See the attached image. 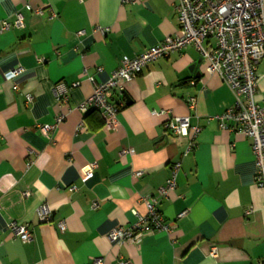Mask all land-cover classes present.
Listing matches in <instances>:
<instances>
[{
  "label": "crops",
  "instance_id": "0c3cea01",
  "mask_svg": "<svg viewBox=\"0 0 264 264\" xmlns=\"http://www.w3.org/2000/svg\"><path fill=\"white\" fill-rule=\"evenodd\" d=\"M175 3L0 0V264H91L96 258L103 264H264V189L254 183L250 141L219 129L214 117L234 97L218 75L205 74L193 46L148 64L120 91L107 93L120 106L115 130L104 129L97 112L76 110L92 93L90 78L103 83L124 57L178 35ZM16 15L21 27L12 25ZM2 21L11 24L8 30ZM17 68L21 73L12 77ZM256 74L261 104L264 57ZM58 83L67 89L63 105L54 95ZM24 94L32 96L29 105ZM161 110L168 114L153 115ZM59 114L64 121L45 131ZM172 117H189L200 128L188 152V141L163 126ZM176 162V189L156 205L171 231L111 244L108 232L132 224L133 211L146 212L143 198L157 195ZM90 164L96 167L84 180ZM23 191L30 195L22 198ZM41 204L51 211L49 223L36 217ZM10 222L25 225L31 241L15 238Z\"/></svg>",
  "mask_w": 264,
  "mask_h": 264
},
{
  "label": "built area",
  "instance_id": "2783aa9c",
  "mask_svg": "<svg viewBox=\"0 0 264 264\" xmlns=\"http://www.w3.org/2000/svg\"><path fill=\"white\" fill-rule=\"evenodd\" d=\"M146 0H118L122 5L138 4ZM174 12L179 22V33L173 37H165L161 42L131 58L124 57L120 66L113 71L103 83H96L93 78L91 95L76 107V110L85 114L89 111L97 112L103 118V127L106 130H115L118 127L117 114L119 104L111 102L107 93L120 91L122 85L132 81L148 64L159 59L168 58L180 52L187 46H193L199 53L207 75L216 74L221 81L231 90L233 104L214 118L222 131L240 134L249 139L250 149L254 157V183L264 189V102L257 104L255 101L257 64L264 57V0H176ZM27 9H30L27 6ZM14 27L23 25L20 15L12 24ZM11 24L2 21L1 29L8 30ZM78 36L82 32L77 33ZM212 40L213 43H203ZM100 71V70H98ZM21 69L17 68L10 73L17 77ZM13 91L18 87L13 85ZM67 89L58 83L54 87V95L59 105L67 103ZM26 104L32 102L30 94H24ZM189 109L194 111L196 101L188 99ZM167 111L153 112V115H166ZM65 115L59 114L53 124L45 126L47 132L54 131L63 122ZM171 135L185 138L188 141L186 152L194 146V139L199 133L198 126H192L189 117H172L163 124ZM185 152V153H186ZM122 154L132 155V150H122ZM29 160L26 169L32 165ZM95 164H90L82 178H89ZM180 170V162L170 167V176L163 187L159 188L155 197L143 198L146 207L144 214L133 211L134 222L127 227H115L107 234L111 244L124 243L137 244L140 238L148 233H169L171 226L164 221L156 205L162 198H167L176 189V177ZM141 172L134 175L140 176ZM74 191V188L70 189ZM28 191L21 192V197H28ZM98 207L97 202L92 203V208ZM183 215L179 214L178 218ZM39 222L49 223L51 211L41 204L36 209ZM58 228L63 231L64 222H58ZM15 238L22 243H29L32 239L30 230L25 225L10 222L7 225ZM216 255V249L210 251V256ZM91 264H103L99 258L92 260ZM118 264H131L128 261L118 260Z\"/></svg>",
  "mask_w": 264,
  "mask_h": 264
}]
</instances>
